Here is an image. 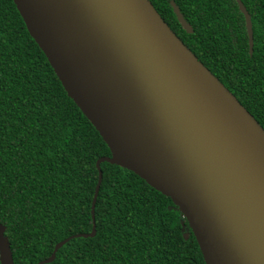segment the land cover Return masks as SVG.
<instances>
[{"label":"water","instance_id":"water-1","mask_svg":"<svg viewBox=\"0 0 264 264\" xmlns=\"http://www.w3.org/2000/svg\"><path fill=\"white\" fill-rule=\"evenodd\" d=\"M253 53L251 15L240 0ZM30 36L117 165L168 197L206 264H264V128L150 0H13ZM187 33L193 29L171 2ZM0 225V263L14 264Z\"/></svg>","mask_w":264,"mask_h":264},{"label":"trees","instance_id":"trees-1","mask_svg":"<svg viewBox=\"0 0 264 264\" xmlns=\"http://www.w3.org/2000/svg\"><path fill=\"white\" fill-rule=\"evenodd\" d=\"M150 1L264 128V0H240L251 15L252 54L237 0ZM110 155L13 0H0V225L14 264H38L59 242L92 232L96 163ZM101 169L95 237L70 240L49 264H206L170 198L117 165Z\"/></svg>","mask_w":264,"mask_h":264}]
</instances>
